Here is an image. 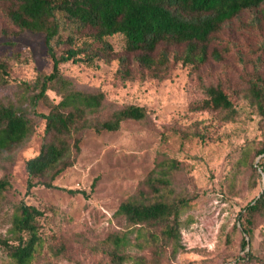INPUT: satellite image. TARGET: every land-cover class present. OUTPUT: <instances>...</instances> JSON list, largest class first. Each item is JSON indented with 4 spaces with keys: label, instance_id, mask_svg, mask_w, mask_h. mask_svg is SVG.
I'll return each mask as SVG.
<instances>
[{
    "label": "rangeland",
    "instance_id": "374dc122",
    "mask_svg": "<svg viewBox=\"0 0 264 264\" xmlns=\"http://www.w3.org/2000/svg\"><path fill=\"white\" fill-rule=\"evenodd\" d=\"M8 5L0 1V60L10 72L0 79V99L28 112L35 129L0 161V176L6 175L17 190L0 198V237L9 236L13 207L23 201L42 211L41 243L27 264H112L107 249L114 234H125L130 241L125 252L134 260L122 264H264V211L252 216L247 233L244 217L238 215L264 189V153H256L264 144V112L248 90L253 77L264 78V3L241 11L212 34L207 59L200 64L183 62L182 46H167L168 68L159 73L163 77L132 66V77L122 79L117 56L125 49L118 33L106 37L110 58L61 63V73L77 87L101 90L116 106H144L148 115L143 121L124 120L114 131L86 130L72 164L52 181L55 187L37 184L28 192L25 161L43 142L44 120L28 111L21 81L49 72L52 62L43 33L17 31L5 17ZM59 18L61 37L73 32L77 42L89 38L88 29ZM60 42L57 51L64 48ZM210 83L225 89L234 113L191 109L205 97L201 86ZM47 94L50 101L59 98L53 90ZM47 104L39 101L36 108L45 113ZM156 158L175 161L166 195L189 197L179 213L181 247L174 254L160 237L150 235L158 227L139 234L115 215L119 203L140 188L151 200L157 197L140 184ZM241 238L247 242L244 248ZM0 264H16L3 247Z\"/></svg>",
    "mask_w": 264,
    "mask_h": 264
},
{
    "label": "trees",
    "instance_id": "16d2710c",
    "mask_svg": "<svg viewBox=\"0 0 264 264\" xmlns=\"http://www.w3.org/2000/svg\"><path fill=\"white\" fill-rule=\"evenodd\" d=\"M8 1L4 14L17 31L42 32L46 51L51 59V70L39 72L31 82L21 81L28 92V111L44 120V139L38 152L25 161L26 192L37 184L55 187L52 181L70 166L80 150L86 130L95 133L114 131L122 121H143L148 111L144 106L126 104L116 106L101 90H85L61 73L60 64L66 61L93 63L100 57L110 58L112 46L106 37L121 34L125 53L117 56V72L122 79H130L132 68L147 70L152 76L168 68L167 46H182L179 58L183 62L200 64L207 59V42L225 22L241 11L259 7L264 0H0ZM76 27L86 28L89 38L77 42L75 33L65 38L60 34L59 16ZM264 17V12H263ZM61 41V42H60ZM64 44L57 51L55 45ZM217 58L218 54H211ZM6 61L0 60V79L9 77ZM257 75V74H256ZM255 76V74L253 75ZM204 98L191 105L193 110H226L234 113V106L220 84H203ZM48 90L58 95L57 101L48 100ZM249 94L264 112V78L255 76L249 84ZM26 92V93H27ZM48 101L47 112H40L39 101ZM35 125L28 112L13 102L0 99V161L26 140ZM264 153V144L256 150ZM175 161L156 158L154 168L140 183L156 194L151 200L143 189L119 203L115 215L121 217L128 229L143 234L145 228L158 227L152 237H160L171 246L173 254L181 247L180 211L189 204V197L166 195L171 185ZM264 172V166H262ZM17 192L6 175L0 176V198L5 193ZM239 216L243 232L250 231L252 216L264 211V189L244 207ZM42 211L34 205L18 201L10 216L9 236L0 237V247L16 264H27L33 258L41 237L38 218ZM133 243V242H132ZM136 245L135 243H133ZM247 242L241 238V248ZM130 241L125 234H114L107 253L112 264H122L134 257L125 252ZM142 245V244H140ZM248 258L252 256L247 253ZM80 264V263H79Z\"/></svg>",
    "mask_w": 264,
    "mask_h": 264
}]
</instances>
